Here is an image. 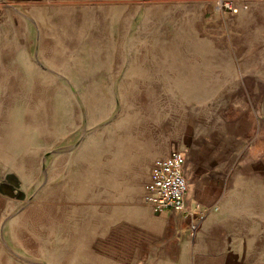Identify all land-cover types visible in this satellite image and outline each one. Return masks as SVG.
Returning <instances> with one entry per match:
<instances>
[{
	"label": "rangeland",
	"instance_id": "obj_1",
	"mask_svg": "<svg viewBox=\"0 0 264 264\" xmlns=\"http://www.w3.org/2000/svg\"><path fill=\"white\" fill-rule=\"evenodd\" d=\"M235 1L0 0V264L149 259L172 149L212 238L264 264V0Z\"/></svg>",
	"mask_w": 264,
	"mask_h": 264
},
{
	"label": "crops",
	"instance_id": "obj_2",
	"mask_svg": "<svg viewBox=\"0 0 264 264\" xmlns=\"http://www.w3.org/2000/svg\"><path fill=\"white\" fill-rule=\"evenodd\" d=\"M198 181L199 189L196 198L189 201V191L187 194V201L191 210L200 209V207H197V203H201L205 212V217L200 222L198 228L196 230L191 229L192 218L185 213L178 211L159 213L161 214L159 220H166L164 226L166 228L169 227L168 230H171L172 233L170 232L171 234L169 235L168 233L164 234L166 233V228L164 229L165 231L159 230L157 233H153L152 235L155 237L152 244L153 247H151L153 255L150 253L152 250H144L143 252H147L150 258L144 261L139 260L136 264H245V261H241L235 254H230V251L220 246L212 238L214 237L211 234V227L215 218L214 211H205V207H203L207 205L205 204L206 200L204 197V191H206L207 187L206 179ZM4 186V194L10 196L8 193H11L13 188L9 187L11 185L8 184ZM2 200V197H0V211L2 205L5 203ZM8 202L6 201V204ZM145 230L142 226L137 227L138 232ZM5 236L9 238L8 233H5Z\"/></svg>",
	"mask_w": 264,
	"mask_h": 264
},
{
	"label": "built area",
	"instance_id": "obj_3",
	"mask_svg": "<svg viewBox=\"0 0 264 264\" xmlns=\"http://www.w3.org/2000/svg\"><path fill=\"white\" fill-rule=\"evenodd\" d=\"M216 4L218 9L232 14L240 10L235 0H216ZM185 164L186 156L180 149H173L167 156L157 159L145 186L144 202L156 212L178 211L191 216V229L196 230L205 212L201 209L194 211L189 207V180L185 174Z\"/></svg>",
	"mask_w": 264,
	"mask_h": 264
},
{
	"label": "flooded vegetation",
	"instance_id": "obj_4",
	"mask_svg": "<svg viewBox=\"0 0 264 264\" xmlns=\"http://www.w3.org/2000/svg\"><path fill=\"white\" fill-rule=\"evenodd\" d=\"M186 165V164H185ZM185 174H186V170H185Z\"/></svg>",
	"mask_w": 264,
	"mask_h": 264
},
{
	"label": "bare ground",
	"instance_id": "obj_5",
	"mask_svg": "<svg viewBox=\"0 0 264 264\" xmlns=\"http://www.w3.org/2000/svg\"><path fill=\"white\" fill-rule=\"evenodd\" d=\"M198 76V75H197Z\"/></svg>",
	"mask_w": 264,
	"mask_h": 264
}]
</instances>
